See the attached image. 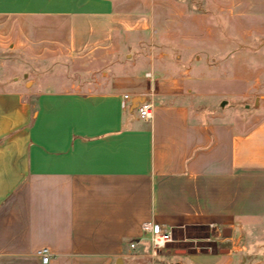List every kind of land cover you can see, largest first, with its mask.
Instances as JSON below:
<instances>
[{
  "label": "crops",
  "instance_id": "1",
  "mask_svg": "<svg viewBox=\"0 0 264 264\" xmlns=\"http://www.w3.org/2000/svg\"><path fill=\"white\" fill-rule=\"evenodd\" d=\"M162 6L0 0V47L69 70L0 81V264H43L42 250L48 264H233L244 235L252 248L264 224V104L221 111L215 72L149 54ZM145 98L149 121L134 106ZM147 222L171 243L207 229L228 254L168 244L153 257Z\"/></svg>",
  "mask_w": 264,
  "mask_h": 264
},
{
  "label": "rangeland",
  "instance_id": "2",
  "mask_svg": "<svg viewBox=\"0 0 264 264\" xmlns=\"http://www.w3.org/2000/svg\"><path fill=\"white\" fill-rule=\"evenodd\" d=\"M154 1L164 9L153 16L154 43L148 48L149 54L161 53L181 70L202 65L203 70L215 72V87L219 92L216 102L221 111L233 109L246 113L264 104V0ZM1 33L0 39L7 38ZM144 49L135 50L138 51L135 55H140L139 51ZM49 71L64 76L69 70L62 62H28L10 43L0 47V81L3 83L27 82L30 79L26 74L48 76ZM77 71V77H81V70ZM262 225L251 249L246 247V235L239 241L237 245L242 249L234 253L233 264H264ZM210 236L207 229H189L176 233L169 248H178L183 255L208 249L217 253L226 250L223 254H228L226 245L214 240L207 242ZM231 236L227 232L226 237ZM192 239H201V242L196 245Z\"/></svg>",
  "mask_w": 264,
  "mask_h": 264
},
{
  "label": "built area",
  "instance_id": "3",
  "mask_svg": "<svg viewBox=\"0 0 264 264\" xmlns=\"http://www.w3.org/2000/svg\"><path fill=\"white\" fill-rule=\"evenodd\" d=\"M125 100H132L126 94ZM135 110L138 117L142 120H152L154 117V102L152 98L136 99L134 102ZM144 233L147 235V240L153 257L157 256L161 251L167 248L168 244L173 241V233L154 222H147L143 226ZM140 242L131 241L129 246L132 250H136ZM42 257L43 264H48L50 255L47 250L39 252Z\"/></svg>",
  "mask_w": 264,
  "mask_h": 264
},
{
  "label": "water",
  "instance_id": "4",
  "mask_svg": "<svg viewBox=\"0 0 264 264\" xmlns=\"http://www.w3.org/2000/svg\"><path fill=\"white\" fill-rule=\"evenodd\" d=\"M227 232H228V230H226V231L224 232V235H225V236H226Z\"/></svg>",
  "mask_w": 264,
  "mask_h": 264
}]
</instances>
